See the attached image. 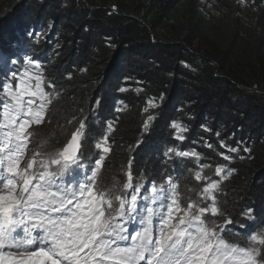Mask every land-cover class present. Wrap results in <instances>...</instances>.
<instances>
[{
    "label": "trees",
    "instance_id": "trees-1",
    "mask_svg": "<svg viewBox=\"0 0 264 264\" xmlns=\"http://www.w3.org/2000/svg\"><path fill=\"white\" fill-rule=\"evenodd\" d=\"M11 25L22 32L6 39ZM0 56L8 57L0 93L15 86L12 73L24 72L26 56L39 61L45 91L54 93L44 122L30 129L39 159L84 121L79 156L105 157L101 187L126 182L129 161L134 185L172 178L185 205L218 181L214 195L234 221L226 238L244 243L264 230V0H0ZM173 121L187 129L183 140ZM169 148L199 158L165 155ZM218 165L222 176L231 172L226 179L215 175ZM197 171L209 179L197 181Z\"/></svg>",
    "mask_w": 264,
    "mask_h": 264
},
{
    "label": "snow or ice",
    "instance_id": "snow-or-ice-1",
    "mask_svg": "<svg viewBox=\"0 0 264 264\" xmlns=\"http://www.w3.org/2000/svg\"><path fill=\"white\" fill-rule=\"evenodd\" d=\"M24 65L20 76L12 73L15 86L4 84L0 93V264H264V230L242 237L244 243L226 238L227 226L234 221L218 205L214 195L220 188L218 181L209 180L198 193L200 201L188 197L185 205L172 178L167 187L134 185L129 161L122 189H102L99 175L105 157L101 155L82 178L66 184L64 177L71 175L73 167L85 168L79 156L84 121L55 153L43 159H37L40 152L29 154L30 129L44 122L54 93L45 91L39 61L26 56ZM48 87L54 86L48 82ZM150 106L156 105L150 102ZM153 119L147 117L145 129ZM171 127L183 140L179 133L187 129L176 121ZM220 145L227 147L224 141ZM96 147L101 148V143ZM103 151L110 149L103 147ZM229 151L239 153V148ZM172 152L199 158L195 151L175 148L165 155ZM225 170L226 166L218 165L215 175L222 176ZM195 178L209 179L200 171ZM139 199L145 201L139 210V228L130 233L125 225L135 220ZM247 215L252 219L251 210ZM215 217L224 219L217 223Z\"/></svg>",
    "mask_w": 264,
    "mask_h": 264
},
{
    "label": "clouds",
    "instance_id": "clouds-1",
    "mask_svg": "<svg viewBox=\"0 0 264 264\" xmlns=\"http://www.w3.org/2000/svg\"><path fill=\"white\" fill-rule=\"evenodd\" d=\"M41 26H42V24L39 23L37 28L40 29ZM11 28H12V31H10V29H9L8 27H6V29H4V32H3L2 35H3L6 39H10L9 34L12 35V33L14 34V33L22 32L21 28H20L19 30H16L15 27H14L13 25H11ZM47 29H49L48 26H47ZM47 29H46V30H47ZM6 58L8 59L7 56H0V60H1V61L6 60ZM115 118H116V117H114V119L112 120V122H111L110 124H113L114 121L116 122V119H115ZM115 122H114V123H115ZM108 136H109V135H107V140L109 141ZM99 140H100V139H99ZM101 141L104 143L103 140H101ZM109 142H110V141H109ZM29 154H31V150H30V153H29ZM80 163H82V164L87 168L88 165H92V166H94V165H95V160H91V161H89V160H86V159H84V158H80ZM103 166H104V162H103ZM102 168H103V167H102ZM76 169H77V170H80L81 168H76ZM101 171H102V169H101ZM101 171H100V174H101ZM82 176H83V173L80 174L79 176H77V179L82 178ZM99 177H100V175H99ZM140 179H141V178H140ZM164 179H165V181L163 182V181H161V180H154V179H151V178H148V177L145 176L144 179H143V180L145 181V183H143V184L145 185L146 188H149V189H150L151 186H152V184H151L152 181H159V182H162L161 185H164L165 187H167V186H168V185H167V181H168L169 178H164ZM134 181H136V180L133 179V182H134ZM99 185H100V182H99ZM122 186H123V184H121V186H120L119 188L122 189ZM157 186H160V185H157ZM100 187H101V186H100ZM101 188H102V189H115V188H110V187H101ZM131 194H132V189H129V190H128V195L131 196ZM141 207H142V206H141L140 199H139V202H137V209H138V211L140 210ZM138 211H137V213H138ZM137 213L133 214L134 217H135L134 225L132 226V230H133V232H134L137 228H139V225H138L137 222H136V215H137ZM131 222H132V221H129L126 225L131 224ZM121 223H123V221H121Z\"/></svg>",
    "mask_w": 264,
    "mask_h": 264
},
{
    "label": "rangeland",
    "instance_id": "rangeland-1",
    "mask_svg": "<svg viewBox=\"0 0 264 264\" xmlns=\"http://www.w3.org/2000/svg\"><path fill=\"white\" fill-rule=\"evenodd\" d=\"M31 71H32V74H33V75L36 73L35 70H32V69H31ZM33 83H35V81H33ZM29 150H31V145L29 146ZM220 220H221V218H220ZM220 220H219V221H220ZM133 225H134V221H132L131 224H129V225H125V226L128 228V230H129L130 233H134L133 230H132V226H133ZM122 243H123V242H122Z\"/></svg>",
    "mask_w": 264,
    "mask_h": 264
},
{
    "label": "bare ground",
    "instance_id": "bare-ground-1",
    "mask_svg": "<svg viewBox=\"0 0 264 264\" xmlns=\"http://www.w3.org/2000/svg\"><path fill=\"white\" fill-rule=\"evenodd\" d=\"M33 141V140H32ZM32 143V142H31ZM34 144V143H33ZM33 144H31L33 146ZM177 175V174H176Z\"/></svg>",
    "mask_w": 264,
    "mask_h": 264
}]
</instances>
